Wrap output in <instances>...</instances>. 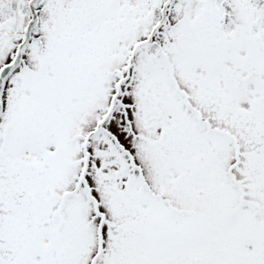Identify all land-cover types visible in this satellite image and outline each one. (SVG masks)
<instances>
[{
  "label": "snow or ice",
  "instance_id": "obj_1",
  "mask_svg": "<svg viewBox=\"0 0 264 264\" xmlns=\"http://www.w3.org/2000/svg\"><path fill=\"white\" fill-rule=\"evenodd\" d=\"M0 264H264V0H0Z\"/></svg>",
  "mask_w": 264,
  "mask_h": 264
}]
</instances>
